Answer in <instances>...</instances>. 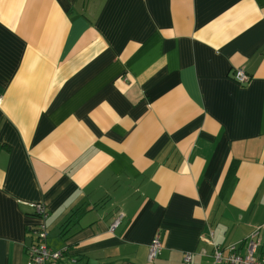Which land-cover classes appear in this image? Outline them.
Returning a JSON list of instances; mask_svg holds the SVG:
<instances>
[{"label": "crops", "instance_id": "0c3cea01", "mask_svg": "<svg viewBox=\"0 0 264 264\" xmlns=\"http://www.w3.org/2000/svg\"><path fill=\"white\" fill-rule=\"evenodd\" d=\"M37 201L48 264L264 256V0H0V264Z\"/></svg>", "mask_w": 264, "mask_h": 264}, {"label": "built area", "instance_id": "2783aa9c", "mask_svg": "<svg viewBox=\"0 0 264 264\" xmlns=\"http://www.w3.org/2000/svg\"><path fill=\"white\" fill-rule=\"evenodd\" d=\"M233 79L240 84L249 81L250 76L243 70L242 67H237L232 74ZM36 213L40 216V222L35 227V239L27 246L28 264H48L51 261H59L62 259L64 253L68 249L64 245L59 249H52L47 245L48 228L44 222L47 214V207L45 202L37 201L33 204ZM123 217V212H117L112 219L109 229H113ZM260 233V226L256 228L243 240V252L238 249V243H230L222 247L214 243L212 256L214 264L232 263V264H264V256H255L257 247V236ZM162 242L159 234L155 233L148 243L147 260L152 261L161 251ZM184 261L189 264L191 260V251H186L183 257ZM72 260H74L72 258Z\"/></svg>", "mask_w": 264, "mask_h": 264}, {"label": "trees", "instance_id": "16d2710c", "mask_svg": "<svg viewBox=\"0 0 264 264\" xmlns=\"http://www.w3.org/2000/svg\"><path fill=\"white\" fill-rule=\"evenodd\" d=\"M230 244V243H229ZM219 245V244H218ZM255 256H257L256 255V251H255ZM213 261H214V259H213ZM221 264H232V263H221Z\"/></svg>", "mask_w": 264, "mask_h": 264}]
</instances>
